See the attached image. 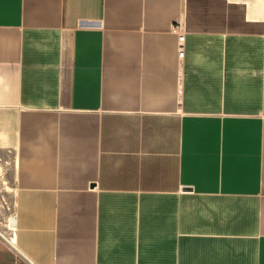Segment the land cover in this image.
<instances>
[{"label":"crops","instance_id":"1","mask_svg":"<svg viewBox=\"0 0 264 264\" xmlns=\"http://www.w3.org/2000/svg\"><path fill=\"white\" fill-rule=\"evenodd\" d=\"M0 127V264H264V11L245 0H0Z\"/></svg>","mask_w":264,"mask_h":264},{"label":"rangeland","instance_id":"2","mask_svg":"<svg viewBox=\"0 0 264 264\" xmlns=\"http://www.w3.org/2000/svg\"><path fill=\"white\" fill-rule=\"evenodd\" d=\"M245 1L249 3V0ZM14 162L15 146L13 132L8 127H0V232L6 236H9V218L13 208Z\"/></svg>","mask_w":264,"mask_h":264},{"label":"built area","instance_id":"3","mask_svg":"<svg viewBox=\"0 0 264 264\" xmlns=\"http://www.w3.org/2000/svg\"><path fill=\"white\" fill-rule=\"evenodd\" d=\"M171 29L174 33L177 34V45H178V52L179 54L183 53V43H184V32L182 31V26L179 21H176L172 23ZM1 236L4 237L7 241L12 242L13 241V233H11L12 236H5L0 232Z\"/></svg>","mask_w":264,"mask_h":264},{"label":"bare ground","instance_id":"4","mask_svg":"<svg viewBox=\"0 0 264 264\" xmlns=\"http://www.w3.org/2000/svg\"><path fill=\"white\" fill-rule=\"evenodd\" d=\"M248 6L250 12H254L256 9L264 11V0H249Z\"/></svg>","mask_w":264,"mask_h":264}]
</instances>
